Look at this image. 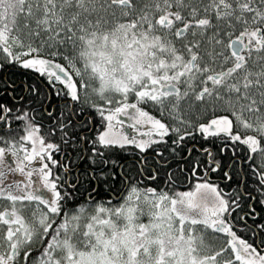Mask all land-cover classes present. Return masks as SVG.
<instances>
[{
	"label": "snow or ice",
	"instance_id": "1",
	"mask_svg": "<svg viewBox=\"0 0 264 264\" xmlns=\"http://www.w3.org/2000/svg\"><path fill=\"white\" fill-rule=\"evenodd\" d=\"M0 264H264V0H0Z\"/></svg>",
	"mask_w": 264,
	"mask_h": 264
},
{
	"label": "trees",
	"instance_id": "2",
	"mask_svg": "<svg viewBox=\"0 0 264 264\" xmlns=\"http://www.w3.org/2000/svg\"><path fill=\"white\" fill-rule=\"evenodd\" d=\"M113 195H115V194H113Z\"/></svg>",
	"mask_w": 264,
	"mask_h": 264
}]
</instances>
